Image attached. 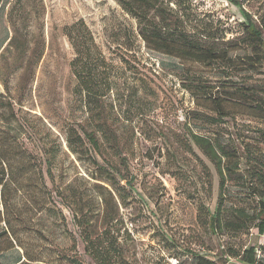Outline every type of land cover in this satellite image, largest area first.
Masks as SVG:
<instances>
[{
	"label": "rangeland",
	"instance_id": "374dc122",
	"mask_svg": "<svg viewBox=\"0 0 264 264\" xmlns=\"http://www.w3.org/2000/svg\"><path fill=\"white\" fill-rule=\"evenodd\" d=\"M163 3L218 61L148 48L117 0H1L0 264H97L77 226L86 211L91 238L109 231L113 264H199L202 250L215 264L228 255L246 264L250 246L264 264L255 219L264 191V53L242 33L245 14L258 25L264 0ZM77 21L103 56L105 84L84 88L72 71L65 27ZM90 132L98 152L75 138ZM190 133L225 155L224 224L215 231L208 219L218 177Z\"/></svg>",
	"mask_w": 264,
	"mask_h": 264
},
{
	"label": "trees",
	"instance_id": "16d2710c",
	"mask_svg": "<svg viewBox=\"0 0 264 264\" xmlns=\"http://www.w3.org/2000/svg\"><path fill=\"white\" fill-rule=\"evenodd\" d=\"M117 1L122 8L136 20L138 35L148 48L180 59H193L208 62L218 61L219 52L212 46L205 47L201 45L200 41L195 39L194 36L182 26V23L178 19V12L169 8V3H163V0ZM245 17L247 18V22L242 23V33L245 40L250 45L258 46L259 48L262 47V52L264 53V42L262 41V34L264 33V13L260 15L258 25L255 24V21L251 19L249 14H245ZM65 35L75 53V57L71 61L70 66L78 82L84 88H88L93 80L98 84H105L107 81V70L103 56L88 27L82 21H77L65 27ZM87 60H90V63H88ZM248 64L252 68L258 66L253 61L248 62ZM96 96L97 98H101L100 94ZM259 100H262L264 104V96L260 97ZM215 106L219 108L220 103H215ZM190 137L195 147H197L202 155L212 164L218 177V202L215 211L210 214L208 219L209 226L215 231L220 225L224 224L221 222L220 209L222 203V189L226 178V170L228 168L223 161L225 155H223V152L216 147L209 138L195 133H190ZM75 138H77L80 145H83L84 141H86L91 150L95 152L99 151L98 140L94 133H85V139L76 133ZM67 144L71 150H74L71 139H67ZM45 154H47L46 151ZM44 161L47 166L46 172L50 176L52 159L47 157ZM262 182L264 183V175L262 177ZM258 196V208L255 213V219L257 220L256 230L259 235H263L264 191ZM62 202L68 207L69 203L67 200H62ZM86 214L87 211L86 213L83 212L79 218L77 217V226L79 225L81 230L85 231V236L82 237L84 252L92 260L96 261L97 264H113L109 253V231L104 230L101 234L102 237L97 236L91 238L88 231L90 226L88 225L89 220ZM243 216V214L237 213L236 220H244ZM73 217L76 218L74 215ZM199 257V264H215L214 261H212L213 259L206 255L199 254ZM241 258L246 264H257L255 247H248ZM226 261L227 258L225 259V263Z\"/></svg>",
	"mask_w": 264,
	"mask_h": 264
},
{
	"label": "built area",
	"instance_id": "2783aa9c",
	"mask_svg": "<svg viewBox=\"0 0 264 264\" xmlns=\"http://www.w3.org/2000/svg\"><path fill=\"white\" fill-rule=\"evenodd\" d=\"M204 253V251L202 250L201 252H200V254L201 255H204L203 254ZM207 256V255H206ZM234 258L233 257H227V261H226V263L225 264H234ZM171 264H179V261L177 260V259H173V262L171 263Z\"/></svg>",
	"mask_w": 264,
	"mask_h": 264
}]
</instances>
